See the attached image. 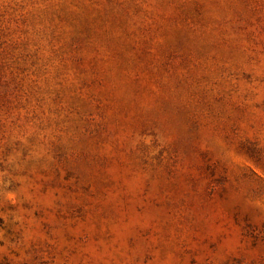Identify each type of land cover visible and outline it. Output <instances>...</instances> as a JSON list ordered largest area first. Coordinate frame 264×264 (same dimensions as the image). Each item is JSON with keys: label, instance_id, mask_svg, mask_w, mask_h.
<instances>
[{"label": "rangeland", "instance_id": "rangeland-1", "mask_svg": "<svg viewBox=\"0 0 264 264\" xmlns=\"http://www.w3.org/2000/svg\"><path fill=\"white\" fill-rule=\"evenodd\" d=\"M0 264H264V0H0Z\"/></svg>", "mask_w": 264, "mask_h": 264}]
</instances>
